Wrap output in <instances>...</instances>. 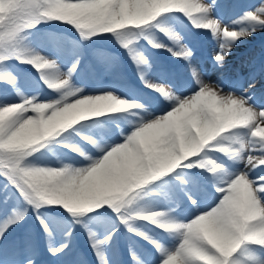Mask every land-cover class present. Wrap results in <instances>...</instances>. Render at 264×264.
I'll return each instance as SVG.
<instances>
[{
    "label": "snow or ice",
    "instance_id": "obj_1",
    "mask_svg": "<svg viewBox=\"0 0 264 264\" xmlns=\"http://www.w3.org/2000/svg\"><path fill=\"white\" fill-rule=\"evenodd\" d=\"M236 2L0 0V248L30 208L49 238L95 223L97 264H110L113 219L151 246L130 245L132 264H264V43L240 58L245 91L198 66L222 69L264 33V0L225 23ZM129 69L143 87L118 91ZM200 183L204 205L188 187ZM158 191L164 207L143 203ZM48 250L71 264L70 240Z\"/></svg>",
    "mask_w": 264,
    "mask_h": 264
},
{
    "label": "rangeland",
    "instance_id": "obj_2",
    "mask_svg": "<svg viewBox=\"0 0 264 264\" xmlns=\"http://www.w3.org/2000/svg\"><path fill=\"white\" fill-rule=\"evenodd\" d=\"M250 2V0H248ZM239 1H237L233 7L228 10L226 13H224V21L225 23H231V20L236 19L239 14L233 12L234 8ZM46 27V26H45ZM257 35H253L251 37H248L247 41H250L251 39L255 38ZM210 37V33H209ZM214 41H211V44L214 45ZM247 45V42L245 44H242L238 46L232 55L229 56L227 64L224 68H214L212 66L211 58L210 56L204 62L202 65L198 64V61H200L199 55H197V60L193 61L194 64H198L200 67V70L202 73L208 75L210 74V78L215 82L221 80L225 75L226 79L233 78L229 82H221V86L225 89V91L230 90H238V91H245L247 90V83H244L243 85L239 86L238 88L233 85V80L235 79V72L236 70H232L231 66L235 62V60L232 59H239L236 57V54L244 49V47ZM159 54L165 58V54L163 53V50L159 52ZM162 57L158 55V58L163 60ZM27 67V66H25ZM131 73V69H129ZM128 72V77L129 74ZM133 79H126L118 82V91H125L132 87H143L142 84L138 82V78L131 75ZM110 82V81H105ZM259 89H262L264 87V80H261L260 84L257 86ZM255 90H249V94H251ZM255 99V98H254ZM258 103H263V101H258ZM47 147H53V145H48ZM46 152V156L49 160L55 161L57 159V156H61V153H57L56 155H53L51 152H47V148L43 149ZM242 167V166H241ZM254 173L252 174V177L254 178L256 174L260 173V170H254ZM179 182H177L178 184ZM191 191L196 195V189L193 188V186H188ZM197 189L205 187L203 183L195 185ZM199 197V196H198ZM202 198L200 199V203L202 205L207 203L208 196L204 195L202 193ZM160 199V200H159ZM173 199H177L180 201V206L176 208V215L183 217L187 215L192 210V205L189 200L186 199L185 194L179 189L174 190ZM164 200V201H162ZM143 203L147 206H159L164 207L166 205V198L163 192H157V194H149L144 198ZM169 207H175V204H167ZM186 211V212H185ZM188 211V212H187ZM185 212V213H184ZM184 213V214H183ZM52 215L51 213L49 214ZM70 219V218H69ZM142 222H138L137 226H140ZM23 226L22 231H18ZM107 230L111 231L115 229V235L114 238H120L122 239V244L124 246L123 251L126 254L127 260L130 264H132L131 257L129 255V246L135 247L138 251H143L145 249L150 248L151 246L148 245L147 241L135 236L133 233H128L125 230L127 229L124 225L120 224L118 220H111L106 225ZM150 226L144 225L143 230L148 231ZM70 230V234H69ZM88 230H96V224L91 223L90 228L86 229L83 224L81 225H70L68 228L65 229H55L52 231L51 238L48 237L46 233H44L43 228L40 226V223L38 220H36V213L32 212L31 214H28L27 217H25L24 221H22L19 225H13L12 228L9 230L11 233L9 243L4 245L2 248H0V264H15L18 262L19 264H25L26 258L30 257L33 261V264H36L39 262V249H41V252L43 253V257L40 259L41 264H69V256H57L54 257L51 252L48 250L49 243L52 244V246L56 247L59 246V243L65 240H70V247L72 249L71 252V264H81L78 254V244L74 243V235L80 234L84 237H87L88 239ZM128 230V229H127ZM103 229L98 233V235L102 234ZM15 234H20L18 236H15ZM9 235V234H7ZM118 235V236H117ZM20 237V238H18ZM86 240V239H85ZM89 240V239H88ZM87 241V240H86ZM82 242V241H81ZM83 243V242H82ZM119 243H116L114 248L116 249L118 247ZM113 247V240L108 245L107 248V254L110 260V264H118L119 259L118 256L115 255L114 252H112ZM84 250H89L90 253H93L91 250V247L84 246ZM90 248V249H89ZM114 250V249H113ZM117 252V250L115 251ZM94 254V253H93ZM92 263L97 264L95 260H91Z\"/></svg>",
    "mask_w": 264,
    "mask_h": 264
},
{
    "label": "trees",
    "instance_id": "obj_3",
    "mask_svg": "<svg viewBox=\"0 0 264 264\" xmlns=\"http://www.w3.org/2000/svg\"><path fill=\"white\" fill-rule=\"evenodd\" d=\"M22 229H23V228H22ZM9 233H10V232H9ZM9 233H8V234H9Z\"/></svg>",
    "mask_w": 264,
    "mask_h": 264
}]
</instances>
